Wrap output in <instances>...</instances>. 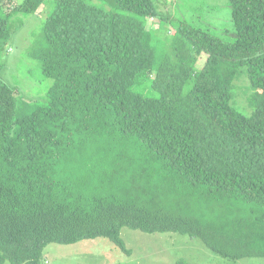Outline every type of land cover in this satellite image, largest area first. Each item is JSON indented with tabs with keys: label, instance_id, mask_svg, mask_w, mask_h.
<instances>
[{
	"label": "trees",
	"instance_id": "trees-1",
	"mask_svg": "<svg viewBox=\"0 0 264 264\" xmlns=\"http://www.w3.org/2000/svg\"><path fill=\"white\" fill-rule=\"evenodd\" d=\"M7 1L0 53L10 14L43 5L32 55L51 84L28 101L0 74V264L98 236L129 252L122 227L264 256V0H228L233 37L182 20L169 44L155 0ZM242 73L250 113L232 101Z\"/></svg>",
	"mask_w": 264,
	"mask_h": 264
},
{
	"label": "rangeland",
	"instance_id": "rangeland-1",
	"mask_svg": "<svg viewBox=\"0 0 264 264\" xmlns=\"http://www.w3.org/2000/svg\"><path fill=\"white\" fill-rule=\"evenodd\" d=\"M21 0H8L7 11L13 10ZM97 6L110 8L103 0H87ZM159 11L149 17L148 27L161 42L169 44L175 31L174 24L184 20L209 29L222 37H233L234 29L228 0H155ZM40 6L34 13L12 12L9 16L10 39L0 53L2 79L15 87V95L28 101L40 100L50 78L40 72L39 60L32 55L41 40L46 10ZM163 49V46H159ZM201 53L197 68L205 60ZM233 103L250 113V94L247 77L240 74L233 85ZM120 236L129 252L122 250L104 236L81 239L74 243H48L43 251L44 264H173L184 259L188 264H264V256H246L239 259L224 258L211 251L198 237L178 232H144L122 227Z\"/></svg>",
	"mask_w": 264,
	"mask_h": 264
}]
</instances>
